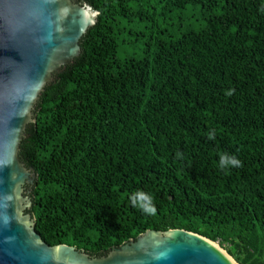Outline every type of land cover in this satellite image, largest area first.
Instances as JSON below:
<instances>
[{"label":"trees","instance_id":"1","mask_svg":"<svg viewBox=\"0 0 264 264\" xmlns=\"http://www.w3.org/2000/svg\"><path fill=\"white\" fill-rule=\"evenodd\" d=\"M77 1L97 21L18 152L41 239L97 257L183 228L264 264V0Z\"/></svg>","mask_w":264,"mask_h":264},{"label":"water","instance_id":"2","mask_svg":"<svg viewBox=\"0 0 264 264\" xmlns=\"http://www.w3.org/2000/svg\"><path fill=\"white\" fill-rule=\"evenodd\" d=\"M99 12L77 0H0V264H239L218 242L183 228L147 229L92 257L67 244L49 245L29 212L32 166L20 143L54 72L81 51Z\"/></svg>","mask_w":264,"mask_h":264},{"label":"clouds","instance_id":"3","mask_svg":"<svg viewBox=\"0 0 264 264\" xmlns=\"http://www.w3.org/2000/svg\"><path fill=\"white\" fill-rule=\"evenodd\" d=\"M229 163L233 166H239L240 165V162L238 160H236L234 157H228L226 154H222L221 155V167H224L225 164H229ZM137 195L139 196V198L141 200H146L150 204V202H151L150 197L145 196L143 193H138ZM144 210L147 212H154V208H152V207H146V208H144Z\"/></svg>","mask_w":264,"mask_h":264},{"label":"rangeland","instance_id":"4","mask_svg":"<svg viewBox=\"0 0 264 264\" xmlns=\"http://www.w3.org/2000/svg\"><path fill=\"white\" fill-rule=\"evenodd\" d=\"M141 52H142V48H141L140 44H136V43L128 44L127 53L129 55L135 54V55L139 56L141 54Z\"/></svg>","mask_w":264,"mask_h":264},{"label":"flooded vegetation","instance_id":"5","mask_svg":"<svg viewBox=\"0 0 264 264\" xmlns=\"http://www.w3.org/2000/svg\"><path fill=\"white\" fill-rule=\"evenodd\" d=\"M26 188L28 189V186Z\"/></svg>","mask_w":264,"mask_h":264}]
</instances>
